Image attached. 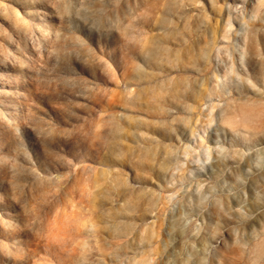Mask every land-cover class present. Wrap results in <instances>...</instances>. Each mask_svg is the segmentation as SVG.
I'll use <instances>...</instances> for the list:
<instances>
[{"label":"rangeland","instance_id":"obj_1","mask_svg":"<svg viewBox=\"0 0 264 264\" xmlns=\"http://www.w3.org/2000/svg\"><path fill=\"white\" fill-rule=\"evenodd\" d=\"M0 264H264V0H0Z\"/></svg>","mask_w":264,"mask_h":264}]
</instances>
